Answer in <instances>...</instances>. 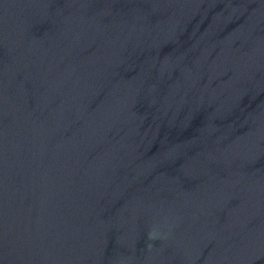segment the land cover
I'll list each match as a JSON object with an SVG mask.
<instances>
[{"label": "water", "instance_id": "95a60500", "mask_svg": "<svg viewBox=\"0 0 264 264\" xmlns=\"http://www.w3.org/2000/svg\"><path fill=\"white\" fill-rule=\"evenodd\" d=\"M0 264H264V0H0Z\"/></svg>", "mask_w": 264, "mask_h": 264}]
</instances>
